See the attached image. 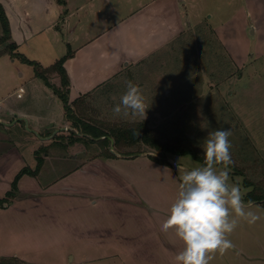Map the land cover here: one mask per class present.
Returning <instances> with one entry per match:
<instances>
[{"label":"rangeland","instance_id":"374dc122","mask_svg":"<svg viewBox=\"0 0 264 264\" xmlns=\"http://www.w3.org/2000/svg\"><path fill=\"white\" fill-rule=\"evenodd\" d=\"M30 1L40 3L39 0ZM74 1L80 4L84 0H71V8L75 4ZM127 1L129 0H95L93 9L87 7L78 12L72 20L74 23L81 20L82 24L85 25L84 28L88 29V35L92 36L102 30L105 25L124 17L136 6V3L126 4ZM216 1L202 0L201 5L204 7L205 19H201L199 22L194 21L196 19H188V27L186 28L199 27L201 32L197 35L193 33L185 35L186 28L184 26L183 31H181L183 32L182 41H175L176 48H174L178 49L180 56L176 55L175 50L166 49L168 43L156 50L149 58L141 59L136 63V67L128 68L121 73L120 77L111 80L103 87H99L98 90L87 96L78 108L70 106L76 116L96 126L120 122H139L141 120L136 116L113 111L114 106L119 103L121 95L126 90V82L130 80L140 86L145 98L147 115L142 120L148 121V127L161 142H174L177 138L179 140L189 138L191 144L197 148L198 154L203 157L204 142L208 133L218 128H228L231 131L229 137L231 165L242 172L241 174H234L235 171L230 169V182L239 185L242 192L246 193L248 189L243 187L245 180L264 184V17L255 13L254 6L248 0H228L230 3H225V0ZM258 1L260 2V0ZM248 11L253 13L251 17L246 16ZM262 13H264V8ZM96 15L102 17L101 22H94ZM206 20L211 22L213 28ZM209 28L215 29L216 35L213 31L210 32ZM70 37L71 33L63 37L59 42L60 46L70 43L71 47H75L76 42H72ZM198 37H204V41L207 38L208 42L209 38L212 37L217 41L220 40L218 42L222 44L220 45L226 54L223 64L228 66L225 69L233 67L231 75L219 82L214 81L219 65L217 41L206 48L204 60H200V56L197 57L196 60L200 67H198L195 76L190 74V66L185 67L184 64L192 59L191 51L198 49L199 41L196 39ZM0 45L6 44L0 43ZM15 54L37 64L43 62L42 65L50 57L35 49L28 50L25 48ZM13 58L16 61L13 63L14 70L12 69V71H16L19 81L28 82L31 74L34 77L31 66L23 63L20 58ZM182 58L184 62H181ZM41 67L46 68L45 64ZM20 73H22V77H19ZM47 78L51 88L44 83V94H41L40 90H31V93H26L23 99L17 102V104H24L22 107L28 111L29 117L23 122L7 127L4 131L6 136L0 135L3 137L0 138V169L2 171L4 170V167H1L4 152L13 150L16 143L21 147V154L28 165L26 170L35 172L38 159H42L39 171L32 177L36 183L38 181L41 183L40 189L34 190L31 182L27 181L19 195L27 198L32 193L46 192L49 187L47 184L56 177L69 173L76 161L80 162L78 163L80 165L93 162L95 167L89 171L99 175L102 173L100 175L102 178L109 176L114 179L118 193L127 201L130 202L127 190L131 186L127 181L121 182L126 171L128 176L133 181L135 180L134 189L135 193L140 195L141 199L139 198L137 201L140 207H146L142 198L149 201L154 198L153 207L168 211L176 197L178 182L183 170L200 164L190 157L162 154L145 146L133 149L142 155L140 159L136 157L138 154L135 157L134 155L127 157L114 155L113 159L103 158L101 156L103 149L99 145L89 143L85 136L71 129L72 123L67 119L65 113L63 119V105L55 96L56 94H53L54 85L52 84L57 85V82L52 73L47 75ZM29 85L32 88L31 83ZM23 86L24 84H22ZM35 118L40 120L39 124L41 125V129L37 132L32 130L33 119ZM14 121L15 119L9 125L13 124ZM0 129L2 130V126ZM57 130L60 133L54 135ZM49 137L52 138L48 140ZM70 155H78L77 160H73ZM162 155L170 168L164 165H158L157 168L150 167L148 164L144 165L145 160H149V156L162 159ZM251 156L255 157L253 162ZM109 164H116L114 168L117 166L121 168L118 169L119 175L117 169H109ZM9 171L11 169L5 172L8 173ZM14 174L17 175L12 169L10 175ZM13 180L14 178L10 180L11 183ZM11 183L0 178V192L10 191ZM130 194L134 195L132 191ZM97 197L96 202L98 204L103 201L100 199L105 198L103 195L102 198L101 196ZM91 200H95L94 197ZM76 202L78 204L80 201ZM108 205L112 206L111 200L108 201ZM75 206L77 207V205ZM75 210H77L76 218L84 220V209L76 208ZM254 210L259 212L261 218L254 223H248L241 219L234 231L228 236L233 245L236 244V246L241 247L243 255H237L230 248L222 254L216 252L215 260L212 259L209 264H250L246 254L252 257L260 256L258 246L261 245L264 249V206L254 204ZM92 211L95 212V210ZM154 214H156L157 220L158 215L160 219H166V216L160 212ZM29 220L33 221L34 217L29 216ZM92 235L99 236L102 234L94 232ZM60 245L59 248L62 245H69L68 239L63 238ZM58 252H63V249L58 250L55 254ZM69 255L73 256V252L66 253V262L69 261ZM53 263H60V261L58 262L57 257L54 256Z\"/></svg>","mask_w":264,"mask_h":264},{"label":"crops","instance_id":"0c3cea01","mask_svg":"<svg viewBox=\"0 0 264 264\" xmlns=\"http://www.w3.org/2000/svg\"><path fill=\"white\" fill-rule=\"evenodd\" d=\"M39 1L37 4L36 1L30 0H0L9 24V42L16 46L14 54L25 48L35 49L50 56L44 63L46 67L68 51L73 54L63 65L70 84L69 103L86 94L94 93L99 87L110 83L118 74L135 66L141 59L149 58L156 50L172 42L183 31L184 26L188 27V19H196L194 20L196 22L205 19L202 0H129L126 4L136 3L129 13L90 36L81 20L74 23L72 19L87 7L93 9L95 0H84L80 4L74 1L72 8L71 0L64 1V6L59 5L57 0ZM218 1L221 0L216 2ZM227 2L230 3L225 0V3ZM248 2L254 6L257 15L264 17L262 13L264 0ZM251 14L253 15L248 11L246 16L251 17ZM101 19L102 17L96 15L94 22H101ZM207 23L212 27L210 21ZM212 30L216 35L215 29ZM69 33L71 41H75L76 46L71 47L70 43H65L61 47L59 42ZM4 47L5 45H0L1 136H6L4 131L7 127L23 122L29 117L28 111L22 107L24 104H17L26 93H31V90L45 93L44 82L32 77V74L28 82L19 81L16 71H12L16 60L10 53L4 51ZM42 63L38 62L43 66ZM19 77H22V73ZM53 77L57 85L51 84L58 89L59 78ZM21 92L22 94L18 95ZM13 119L14 123L9 125ZM33 120L32 130L37 132L41 129L40 120L37 118ZM57 133L60 132L57 130ZM1 136L0 138H3ZM17 144L13 150L4 152L2 160L1 167H4V170L0 169V178L8 183L15 177V174L10 175L12 169L18 174L28 167L21 154V147ZM115 155L120 156L116 153ZM77 156L70 155L75 161ZM141 156L136 155L139 159ZM148 159L144 165L156 168L158 165L163 166ZM78 163L80 162L76 161L69 173L48 183L46 192L32 193L27 198L19 195L24 183L30 181L36 191L40 189L41 183H38L39 181L36 183L28 175H23L19 179L16 197L0 206V258L15 257L28 264H54V256L58 262H63L62 264H175L174 257L182 250L183 244L175 235L174 229L161 228L164 220L160 219L159 215L157 220L154 214L160 212L167 216V211L153 207L154 198L150 200L151 202L142 198L146 207H140L137 202L140 195L135 193L134 189L135 180L128 176L127 171L121 182L127 181L132 188L127 190L130 202L120 196L114 179L109 176L102 178L100 176L102 173L99 175L89 171L95 167L93 162L85 165ZM116 164H109V169H121L119 164L114 168ZM10 169L8 173L5 172ZM130 191L134 195L130 194ZM6 193L7 191L0 192V200ZM102 195L105 198L100 199L103 201L98 204L97 196L102 198ZM92 197L95 200H91ZM78 200L80 202L76 204ZM110 200L112 206L108 205ZM76 208L84 209V220L76 218ZM29 216H33L34 220L30 221ZM94 232L102 235H92ZM63 238L68 239L69 245H62L59 248ZM258 247L260 256L252 257L246 254L250 264H264V249L261 245ZM60 249H63V252L55 254ZM232 250L237 255H243L241 247L236 244ZM68 252H73V256L69 255V261L66 262ZM215 255L217 253L213 254V260ZM111 260L112 262H109Z\"/></svg>","mask_w":264,"mask_h":264},{"label":"clouds","instance_id":"9594fccd","mask_svg":"<svg viewBox=\"0 0 264 264\" xmlns=\"http://www.w3.org/2000/svg\"><path fill=\"white\" fill-rule=\"evenodd\" d=\"M146 109L140 86L127 81L113 111L142 120ZM230 135L228 128L209 132L203 163L185 168L180 177L176 197L161 224L163 230L174 229L183 244L174 257L175 264H209L214 253L233 247L228 236L241 219L254 223L261 218L253 202L243 199L240 186L230 182Z\"/></svg>","mask_w":264,"mask_h":264},{"label":"trees","instance_id":"16d2710c","mask_svg":"<svg viewBox=\"0 0 264 264\" xmlns=\"http://www.w3.org/2000/svg\"><path fill=\"white\" fill-rule=\"evenodd\" d=\"M57 3L61 6H64V0H57ZM65 14V12H64ZM0 27H1V34L0 36V43L6 44L4 47V51L6 53H10L12 57L20 58V60L31 66L33 68V74L35 78H38L42 80L46 85L49 87V81L47 78V75L52 73L53 76H58L60 87L57 89L53 87L54 93L60 100V102L63 105V111L66 114V117L68 120L71 121V125L73 130L77 131L78 134H81L85 136L89 143H94L99 145L103 151L101 156L103 158H114V155L109 152V146L110 142L113 144V150L116 154L120 156H132L138 153V151H135L133 149L139 147V146H145L149 149H151L154 152L162 153V154H170L172 156L177 157H190L193 161L202 164L203 163V157L198 154L197 148L191 144L190 139L186 138L185 140H179L178 138L174 142H161L158 138L154 136L153 131L151 128L148 127V121L141 120L139 122H120V123H112L108 125H102L96 126L95 124H92L90 122H87L78 116L74 114L73 108L70 106L78 108L80 103L85 101L87 96L91 94H86L84 97L77 98L72 103H69L68 100V94L70 89L69 84V78L68 75L63 67L64 63L72 57V53L68 51L65 55L60 57L58 60H56L52 65L46 68H42L39 66L36 62L27 60L26 58L20 56L19 54H13V52L16 50V46L14 43L9 42L10 41V30H9V24L7 17L4 13L3 8L0 5ZM210 32L213 30L209 28ZM201 32V28L195 27V28H186L184 31L185 35H188L190 33H193L194 35H197ZM182 35L183 32H181L172 42H170L167 45L166 49L175 50L176 55L180 56L178 54V49L175 46V41H182ZM209 38V42L206 38V41H204V37H198L196 38L197 41H199V47L195 51H191V57L192 59L184 64L185 67L191 68L190 74L192 76H195L197 73L198 65L197 57H201L200 60H204V53L207 47H210V44L217 41L215 39ZM218 42V41H217ZM218 42V71H216V76L214 78V81L219 82L226 78L227 76L232 74V68L231 69H225L228 66L223 64L224 59L226 58V54L223 51L222 44ZM183 55V54H182ZM180 58V57H179ZM181 59V58H180ZM181 62H184L183 58ZM203 64V62H202ZM229 65V64H228ZM224 66V67H223ZM134 67V66H133ZM136 67V65H135ZM217 67V66H215ZM121 74H118L113 79L120 77ZM83 118V117H82ZM105 128H103V127ZM162 159H158L154 156H149V158L152 161H155L156 163L169 166V164L166 162V160L163 158V155L161 156ZM252 157V156H251ZM252 162L255 160V157H252ZM42 165V159H38L35 172H30L26 169H22L15 177L13 182L11 183V190L8 191L3 199L0 200V206H2L4 203L8 202L9 200H12L16 197V193L18 192L17 189V183L19 179L23 175H28L30 177H34L39 171L40 167ZM230 169L234 174L238 173L241 174L242 172L237 169L235 166L230 165ZM244 189H248V191L243 196V199L245 201H252L253 204H261L264 206V184L262 182H251V181H244L243 182ZM0 264H28L24 262L23 260H20L15 257H2L0 258Z\"/></svg>","mask_w":264,"mask_h":264},{"label":"water","instance_id":"95a60500","mask_svg":"<svg viewBox=\"0 0 264 264\" xmlns=\"http://www.w3.org/2000/svg\"><path fill=\"white\" fill-rule=\"evenodd\" d=\"M57 132H54V135L56 134ZM53 136V135H52ZM52 137H49V138H47L48 140L49 139H51ZM109 152L111 153V154H113V155H115V152H114V150H113V144H112V142H110V146H109Z\"/></svg>","mask_w":264,"mask_h":264},{"label":"flooded vegetation","instance_id":"af4514ba","mask_svg":"<svg viewBox=\"0 0 264 264\" xmlns=\"http://www.w3.org/2000/svg\"><path fill=\"white\" fill-rule=\"evenodd\" d=\"M55 132H57V131H55Z\"/></svg>","mask_w":264,"mask_h":264}]
</instances>
